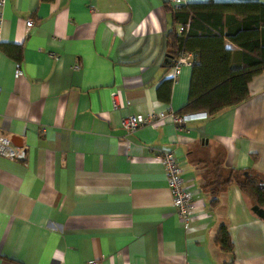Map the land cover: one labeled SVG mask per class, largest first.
<instances>
[{"label":"crops","instance_id":"obj_1","mask_svg":"<svg viewBox=\"0 0 264 264\" xmlns=\"http://www.w3.org/2000/svg\"><path fill=\"white\" fill-rule=\"evenodd\" d=\"M166 6L5 0L0 136L23 156L0 155V264H264V221L237 186L225 185L214 205L199 186L215 161L221 174L245 169L264 184V70L247 82L245 100L176 126L170 116L186 100L190 67L168 87L162 82L170 73ZM148 112L163 119L131 132L119 125ZM164 150L189 195L185 220L156 157ZM220 225L230 251L214 243Z\"/></svg>","mask_w":264,"mask_h":264},{"label":"trees","instance_id":"obj_2","mask_svg":"<svg viewBox=\"0 0 264 264\" xmlns=\"http://www.w3.org/2000/svg\"><path fill=\"white\" fill-rule=\"evenodd\" d=\"M166 7L170 25L166 31L168 61L164 59L163 66L169 68L179 52L190 55L186 100L175 113L204 112L206 117H213L245 100L249 96L247 82L264 70V3L208 0ZM224 41L235 49L226 47ZM162 82L168 87L170 79ZM220 166L219 161L206 165L199 184L208 193L210 205L216 203L218 192L228 183L237 186L249 205H264V184L255 175L232 168L221 174ZM214 243L231 250L225 225L216 230Z\"/></svg>","mask_w":264,"mask_h":264},{"label":"built area","instance_id":"obj_3","mask_svg":"<svg viewBox=\"0 0 264 264\" xmlns=\"http://www.w3.org/2000/svg\"><path fill=\"white\" fill-rule=\"evenodd\" d=\"M172 7H179L183 4V0H166ZM5 0H0V25L2 22V7L4 5ZM25 27H29L32 25V22L27 19L24 21ZM26 29V28H25ZM182 29L181 25H177V31ZM189 57L188 53L179 52L176 59L170 66L169 70V78L171 82H174L179 68L183 64H189ZM22 75V72L18 66L15 64L14 68V77L18 78ZM116 92H111V105L112 108L117 107L116 101ZM188 115H202L205 116L204 112H195L191 114H176L172 113L171 121L178 126ZM162 112H148L145 114L140 113H130L124 115L119 120V125L127 132H131L138 128L139 126L143 125H151L158 122H161L163 119ZM0 155L7 156V157H22L23 152L17 150L11 143L9 139L0 136ZM156 157L159 159L161 165L163 166L164 173H165V182L166 187L169 189L171 193V202L175 208L176 213L180 216L182 220L186 219V214L190 207V200L187 191L181 185V178H180V170L176 162L175 155L170 150L159 151L156 153ZM89 264H94V262H90Z\"/></svg>","mask_w":264,"mask_h":264},{"label":"water","instance_id":"obj_4","mask_svg":"<svg viewBox=\"0 0 264 264\" xmlns=\"http://www.w3.org/2000/svg\"><path fill=\"white\" fill-rule=\"evenodd\" d=\"M166 61H168V58H165ZM12 140V138H10ZM249 210L255 214L258 218L264 221V209L262 206H259L256 203H252L249 206Z\"/></svg>","mask_w":264,"mask_h":264}]
</instances>
